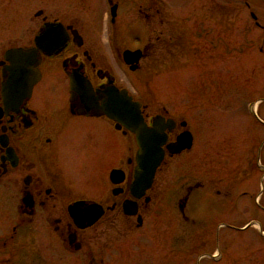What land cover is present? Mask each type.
<instances>
[{
    "label": "flooded vegetation",
    "instance_id": "flooded-vegetation-1",
    "mask_svg": "<svg viewBox=\"0 0 264 264\" xmlns=\"http://www.w3.org/2000/svg\"><path fill=\"white\" fill-rule=\"evenodd\" d=\"M236 18H242V42L235 37ZM252 29L259 31L253 40ZM126 50L135 53L131 60ZM21 51L36 56L37 77L28 88L30 74L11 67ZM240 55L247 74L251 62L264 65V0H0V264H186L187 250L195 259L205 257L201 250L217 241L219 223L200 226L201 199L192 191L202 179L174 187L164 172L169 159L194 146L189 113L151 107L134 86L139 71L176 65L197 71L199 80L226 78L230 89ZM107 86L140 102L148 126H163L164 157L143 191L133 187L135 135L103 111ZM186 131L191 147L171 153L168 145ZM256 132L261 171L264 123ZM123 136L134 152L129 144L123 148ZM203 139L196 144L200 170L208 144ZM234 146L232 137L226 159L212 149V171L228 165L230 172ZM246 149L243 144L235 156L243 174L224 190L227 195L246 194L239 189L248 177ZM189 210L198 219L197 237L188 246L181 241L184 254L173 259L174 244L153 236L160 226L161 233L169 231L171 218L189 220ZM213 253L206 264H214Z\"/></svg>",
    "mask_w": 264,
    "mask_h": 264
},
{
    "label": "rangeland",
    "instance_id": "rangeland-1",
    "mask_svg": "<svg viewBox=\"0 0 264 264\" xmlns=\"http://www.w3.org/2000/svg\"><path fill=\"white\" fill-rule=\"evenodd\" d=\"M241 11V7L236 5L235 14L241 15ZM241 21L242 18H236L234 23L235 37H240L237 41H241L242 30L238 28ZM257 33L259 34L257 29H252V40ZM235 47L237 50V44ZM239 57L235 61V78L230 89L227 87L226 78L223 83L217 82L214 76H202L199 80L200 74L197 71L180 69L176 65L171 69L139 71V82L134 86L136 96L149 101L151 107L164 105L171 112L187 111L194 128L192 150L169 159L164 166V172L172 176L171 186L174 187H178L183 180L193 184L196 178H201L203 186L192 191H198L201 199L198 204L200 226L204 229L212 220L219 225L217 241L201 250L205 257L201 260L195 259L194 254L187 250L186 264H206L212 252L214 264H264V169L259 171V149L262 145L259 144L260 136L256 132L258 125L264 123V90L258 91V79L264 83V65L258 68L257 62H251L247 74V69L242 65V55ZM258 63L261 64L260 61ZM218 73L221 75L220 71ZM211 96L214 98L211 99ZM198 116L199 120L196 118ZM199 124L208 128L201 133L196 130ZM232 137L235 143L232 154L237 156L239 148L244 144L249 158L246 166L249 174L246 172L248 177L241 182L239 188L245 189L246 194L239 197L224 193L228 186L231 187L233 179L242 177V166L239 163L237 166L236 157L232 160L233 167L230 166V172L228 165H221V169L215 174L210 164L212 149H219L223 159L230 156L231 152L227 151V147ZM203 138L207 139L208 144L203 150L204 166L200 170L196 144L204 140ZM123 143L124 149L129 144L132 146L129 153L134 152L135 145L130 139L123 136ZM261 153L264 158V145ZM231 159L232 157L230 161ZM215 187L221 189L219 194L214 192ZM193 197L194 194L191 198ZM192 213L187 211L190 218L187 221L171 218L169 228L166 229L169 231L165 233L159 231L162 226L158 228V232L155 231L154 239H169L174 244V249L171 247L170 250L173 259L183 253L178 250L181 241H186L188 246L197 237L194 225L198 224V219H195L193 211ZM243 224L245 225L242 226ZM202 238H205L204 235ZM152 240L150 237V241Z\"/></svg>",
    "mask_w": 264,
    "mask_h": 264
},
{
    "label": "water",
    "instance_id": "water-1",
    "mask_svg": "<svg viewBox=\"0 0 264 264\" xmlns=\"http://www.w3.org/2000/svg\"><path fill=\"white\" fill-rule=\"evenodd\" d=\"M135 53L130 50L124 52V57L132 59ZM35 53L33 51H21L15 61H12V70L18 74H30L27 88L32 80L36 79V73L32 69L35 63ZM104 107L103 111L111 118L119 121L126 129L134 133L138 149L136 151V169L134 188L143 191L146 189L154 176L156 168L160 165L164 150L162 145L166 135L163 126L153 123L148 126L141 114V104L132 100L125 90H119L112 86H107L103 90ZM192 144V135L186 131L177 136V140L168 145L171 153H180L184 149H189Z\"/></svg>",
    "mask_w": 264,
    "mask_h": 264
}]
</instances>
